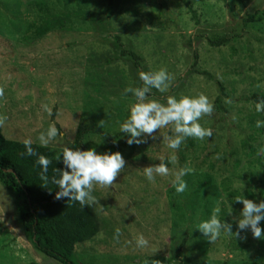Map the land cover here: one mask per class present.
<instances>
[{
    "label": "rangeland",
    "instance_id": "1",
    "mask_svg": "<svg viewBox=\"0 0 264 264\" xmlns=\"http://www.w3.org/2000/svg\"><path fill=\"white\" fill-rule=\"evenodd\" d=\"M188 1L192 12L181 0H0L4 136L40 145L39 135L55 124L60 135L47 147L56 156L62 157L65 147L95 148L119 151L127 161L115 186L93 192L100 231L77 245L74 264H264V239L253 238L250 230L240 237L222 233L211 243L197 229L219 206L218 218L236 233L243 204L234 198L264 200V156L257 155L264 147V127H256L264 113L246 100L264 94V0H247L245 7L238 0ZM46 12L76 17L65 28L36 37L30 28ZM116 37L144 57L141 68L120 56ZM219 39L226 43L211 46ZM161 68L173 76L171 86L165 93L153 89L149 99L166 103L168 95L204 93L216 104L221 97L222 110L199 121L213 137L188 138L175 152L162 136L172 135L171 126L140 145L129 146L125 135L115 138L135 103L131 93L122 95L125 88L142 87L139 73ZM80 124L100 127L109 138L88 135L81 148L75 143ZM170 155L177 157L175 165L168 164L174 171L194 169L183 177L188 185L183 193L172 186L174 176H158L155 183L144 176V167L159 164L160 157L168 163ZM140 234L149 240L148 248L136 247ZM0 264H62L33 248L14 194L1 182Z\"/></svg>",
    "mask_w": 264,
    "mask_h": 264
},
{
    "label": "clouds",
    "instance_id": "2",
    "mask_svg": "<svg viewBox=\"0 0 264 264\" xmlns=\"http://www.w3.org/2000/svg\"><path fill=\"white\" fill-rule=\"evenodd\" d=\"M139 78L143 82L142 87H127L122 95L131 93L135 97V103L130 106L128 118L120 125V132L127 136L126 143L140 145L146 142L145 137L156 138L155 133L171 126L172 135L163 134V141L167 148L178 151L181 145L188 138L204 140L213 137V130L205 128L199 122L205 116H212L215 112V104L204 93L195 97L182 96L177 99L173 95L166 97V103H161L157 99H149L153 89L160 93L168 91L173 80V76L168 73L166 68L158 71H141ZM259 87V85H257ZM5 98V89L0 86V100ZM225 103L231 104L230 99ZM43 110L49 115H53V110L47 104L42 105ZM258 113H264V100H259L255 104ZM8 120L6 115H0V128ZM101 125L104 121H100ZM256 127H264V121L257 120ZM58 135L60 130L52 124L46 133H41L38 137L39 143L47 147ZM32 140L23 141L26 149L21 155L36 156V163L42 168L40 179L44 187L48 188L49 183L55 184L59 191L55 193V199L61 200L68 198V201L78 202L81 207H91L99 201L93 195L97 186L101 188H112L118 176L127 167V161L121 152L98 153L95 148L81 150L65 147L62 151L63 169H54V175L49 177L48 170L52 160L45 155H40L32 147ZM258 156H264V147L257 149ZM61 160V155L57 158ZM177 157L170 155L168 163L164 162V157H160V163L146 166L143 168L144 176L151 183H155L156 177L174 176L172 186L177 193L186 191L188 185L183 179L184 176L194 172L190 167L180 168L174 171L168 164L175 165ZM58 174V175H57ZM236 203H242L243 209L238 217V231L233 233L232 225L218 218L221 209L219 206L214 208L209 219L200 222L197 229L211 243H215L221 234L234 235L240 237L242 231L250 230L253 238L264 239V228L261 221H264V200L259 203L242 196L234 198ZM232 213V206L229 205L228 214ZM102 235V234H101ZM122 235L121 229L115 230L114 240L119 242ZM246 238V237H244ZM136 247L145 249L150 246V242L143 234L135 238ZM140 264H149L148 261ZM150 264H161L159 260H152Z\"/></svg>",
    "mask_w": 264,
    "mask_h": 264
},
{
    "label": "trees",
    "instance_id": "3",
    "mask_svg": "<svg viewBox=\"0 0 264 264\" xmlns=\"http://www.w3.org/2000/svg\"><path fill=\"white\" fill-rule=\"evenodd\" d=\"M181 1L193 11L188 0ZM246 1L238 0V3L245 7ZM75 17L73 13L46 12L42 22L32 25L30 29L36 37H43L57 28H65ZM116 40L120 47V56L130 59L136 68H141L145 63L144 57L132 49L125 48L119 37H116ZM225 43L226 40L223 39L210 41L214 47L223 46ZM219 87L221 96H224L223 86L219 84ZM246 100L256 103L264 100V94H252L246 97ZM215 109L222 110L221 97L217 98ZM88 135L109 138V134L100 127L80 124L75 139L76 145L82 148ZM122 135L120 132L115 138ZM32 147L38 154L52 160L48 170L49 177L56 174L54 169L64 168L62 157L58 161L59 156L49 147L38 144H32ZM25 152L23 142L7 139L0 129V182L14 194L22 229L33 248L62 264H74L72 260L77 245L91 241L98 235L99 217L92 207H81L78 202L68 201V198L56 200L55 193L59 189L51 183L48 188L42 186V168L36 163L37 157L21 155Z\"/></svg>",
    "mask_w": 264,
    "mask_h": 264
}]
</instances>
